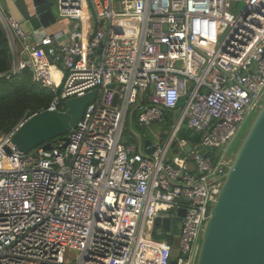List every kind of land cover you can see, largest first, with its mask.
I'll use <instances>...</instances> for the list:
<instances>
[{
  "label": "built area",
  "instance_id": "2783aa9c",
  "mask_svg": "<svg viewBox=\"0 0 264 264\" xmlns=\"http://www.w3.org/2000/svg\"><path fill=\"white\" fill-rule=\"evenodd\" d=\"M53 1L66 33L41 37L0 5V77L27 70L53 94L44 110L96 94L34 158L11 140L31 116L0 137V264H196L230 142L264 100V0ZM153 122L164 136L133 129Z\"/></svg>",
  "mask_w": 264,
  "mask_h": 264
},
{
  "label": "water",
  "instance_id": "95a60500",
  "mask_svg": "<svg viewBox=\"0 0 264 264\" xmlns=\"http://www.w3.org/2000/svg\"><path fill=\"white\" fill-rule=\"evenodd\" d=\"M7 13L24 31L46 28L56 22L53 0H2ZM100 49L97 50V54ZM96 90L65 101L66 110H43L32 115L12 135L14 145L31 157L37 147L51 148L50 141L62 137L80 122L85 106L95 98ZM117 95L114 96V104ZM172 121H169L171 124ZM151 140L141 143L146 148ZM65 146V144H64ZM190 146H184L186 152ZM202 146L196 147L201 150ZM152 147L146 148L147 153ZM182 202L188 199L182 197ZM184 215V209L179 210ZM167 219L162 225L168 228ZM161 220L156 218L155 225ZM177 234L175 228L172 229ZM168 264H176L170 260ZM196 264H264V100L233 156L224 182L210 209L201 235Z\"/></svg>",
  "mask_w": 264,
  "mask_h": 264
},
{
  "label": "trees",
  "instance_id": "16d2710c",
  "mask_svg": "<svg viewBox=\"0 0 264 264\" xmlns=\"http://www.w3.org/2000/svg\"><path fill=\"white\" fill-rule=\"evenodd\" d=\"M9 69V46L0 27V75ZM52 97L49 89L31 80L27 70L0 77V137L13 131L23 118L46 109Z\"/></svg>",
  "mask_w": 264,
  "mask_h": 264
},
{
  "label": "rangeland",
  "instance_id": "374dc122",
  "mask_svg": "<svg viewBox=\"0 0 264 264\" xmlns=\"http://www.w3.org/2000/svg\"><path fill=\"white\" fill-rule=\"evenodd\" d=\"M2 4L0 0V5ZM244 4L243 1H239L237 3V7H242ZM56 10V7H54ZM53 69H59L56 65H53ZM183 101H180L179 105H182ZM259 107V105H258ZM256 110L250 111L248 115L244 118L236 136L234 139L230 142L229 150L235 154V151L237 150L239 144L241 143L242 139L244 138L246 132L248 131L249 127L251 126L255 116H256ZM126 127L129 128V125H126ZM133 129L135 132L140 133L146 137L151 138L154 140V134L162 137L164 136V131L169 129V126L165 123H160V122H153L150 123L148 126H138L136 123L133 124ZM178 137L185 138L190 141H195L200 138V135L196 134L194 131H191L187 129L186 127H183L180 132L178 133ZM173 150H170V154H173ZM178 224V222H177ZM175 239V238H174ZM199 242L201 243V237L199 239Z\"/></svg>",
  "mask_w": 264,
  "mask_h": 264
},
{
  "label": "crops",
  "instance_id": "0c3cea01",
  "mask_svg": "<svg viewBox=\"0 0 264 264\" xmlns=\"http://www.w3.org/2000/svg\"><path fill=\"white\" fill-rule=\"evenodd\" d=\"M2 2V0H1ZM4 8V4L2 2L1 4ZM68 26V21L67 20H56L55 23H53L52 25L46 27V28H39L37 30H35V34L37 35V37H41L42 35H45V34H54L60 30H63V32L66 33V28Z\"/></svg>",
  "mask_w": 264,
  "mask_h": 264
}]
</instances>
